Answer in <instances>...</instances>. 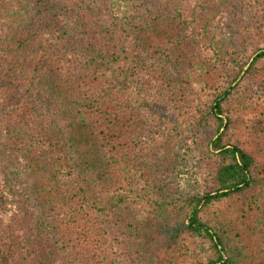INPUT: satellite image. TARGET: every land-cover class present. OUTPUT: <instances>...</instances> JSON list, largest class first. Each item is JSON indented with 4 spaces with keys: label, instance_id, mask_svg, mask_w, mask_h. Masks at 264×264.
I'll return each instance as SVG.
<instances>
[{
    "label": "trees",
    "instance_id": "1",
    "mask_svg": "<svg viewBox=\"0 0 264 264\" xmlns=\"http://www.w3.org/2000/svg\"><path fill=\"white\" fill-rule=\"evenodd\" d=\"M83 1L0 5V264H264V0Z\"/></svg>",
    "mask_w": 264,
    "mask_h": 264
},
{
    "label": "rangeland",
    "instance_id": "2",
    "mask_svg": "<svg viewBox=\"0 0 264 264\" xmlns=\"http://www.w3.org/2000/svg\"><path fill=\"white\" fill-rule=\"evenodd\" d=\"M122 2V0H121ZM212 2H214V4H216V6L219 9H215V13L213 16H211V18L209 19L210 21L208 22V26L210 28V31L215 35L216 39H220L223 38L224 35L226 34V30L227 28H225V24L228 23V21L226 20V17L221 13L224 11H228L229 7H230V0H212ZM232 2L234 3V0H232ZM231 2V3H232ZM225 3V5L223 4ZM3 4V0H0V5ZM108 5V0H84L83 2H81L80 4V12L75 11V13L73 14V16L69 17V21H73L74 22V26H73V31L76 33H82L85 30L84 25H87L85 23H87L88 21H93V25L98 26L99 22L102 20V15L103 13H100L99 11V6L100 8L102 6H106ZM224 10V11H223ZM192 170H197L195 167L192 166ZM202 171L201 169H198V172L195 174H192V177H197L199 176V172ZM185 172V171H184ZM183 178H186V174H182ZM182 184L185 186L186 180L183 179L181 180Z\"/></svg>",
    "mask_w": 264,
    "mask_h": 264
}]
</instances>
